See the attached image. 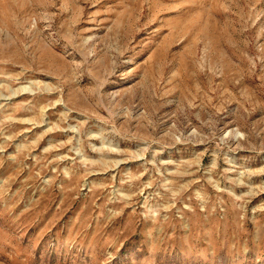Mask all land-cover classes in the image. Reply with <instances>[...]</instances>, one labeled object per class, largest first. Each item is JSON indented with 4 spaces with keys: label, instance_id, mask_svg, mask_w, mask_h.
Listing matches in <instances>:
<instances>
[{
    "label": "rangeland",
    "instance_id": "374dc122",
    "mask_svg": "<svg viewBox=\"0 0 264 264\" xmlns=\"http://www.w3.org/2000/svg\"><path fill=\"white\" fill-rule=\"evenodd\" d=\"M0 264H264V0H0Z\"/></svg>",
    "mask_w": 264,
    "mask_h": 264
}]
</instances>
